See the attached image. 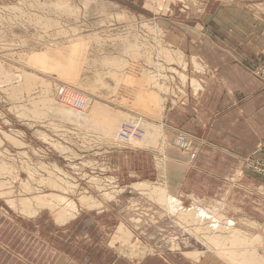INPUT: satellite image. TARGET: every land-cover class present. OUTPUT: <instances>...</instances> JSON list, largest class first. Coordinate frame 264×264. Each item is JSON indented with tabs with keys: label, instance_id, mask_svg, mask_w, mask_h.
I'll use <instances>...</instances> for the list:
<instances>
[{
	"label": "rangeland",
	"instance_id": "obj_1",
	"mask_svg": "<svg viewBox=\"0 0 264 264\" xmlns=\"http://www.w3.org/2000/svg\"><path fill=\"white\" fill-rule=\"evenodd\" d=\"M32 1L56 0H0V63L4 69L6 67L10 74L16 72L14 75L20 76L32 73L37 79L36 84L31 85L32 90H24L19 95H11L5 88L12 90L15 87H20L22 77L7 81L6 78L1 77L2 73L0 74V152L7 155V161L6 159L4 161L11 162L13 167L10 168L12 170L9 171L10 174L6 170L4 175L0 176L5 182L0 185V191L12 192L3 196L0 194V206L11 214L19 213L22 218H55L50 208H40L41 210L39 209L36 214L22 215L10 207L7 198L18 200L24 196L27 190L21 187L20 181L27 180L31 174L33 175L31 180L33 186L39 188L40 185L45 190L52 189L48 186V180L44 181L49 177V172L51 177L53 172L57 173L53 178L58 179L57 181L62 183H60L62 187L75 185L77 188V195L73 196L76 202L79 201L83 190L85 192L89 190L88 193L92 194L99 203L95 207H88V209L86 206L78 205L81 211H78V215L76 214L72 219L79 218L84 212L90 214L91 219L88 220V223L92 222L94 225L92 232L97 234L102 230L103 239L106 240L105 245L109 249H115L120 256L133 264L140 263L149 255L163 256L168 252H181L182 254H179L186 255V253L196 251L203 253L204 256L201 257V260L212 257L224 262L222 256L216 252L218 248L241 246L238 242L233 245L232 241L225 238L230 231L228 227L239 228L255 237L258 235L264 237L262 225L253 219L258 216L264 218V211L263 213L253 211L257 217L246 214L238 216L241 209L232 206L231 203L234 201L230 199L229 191L223 193L224 195L220 192L222 195L220 200L188 194L183 190L178 191V197L184 206L191 207L194 203H198L197 205L202 206L208 212L221 214L225 218H201L197 219L198 221H192L191 218H176L164 211L159 204L161 201L156 202L152 198L149 199L139 193L140 190L133 187L134 184L143 181L170 185L168 173L160 174L162 177L157 175L155 180L137 178L134 175L131 177L125 175L123 179L119 175L120 172L114 168V157L120 151L126 152L146 147L156 149L159 144L150 145L147 142V144L141 141L132 142L131 138L125 137L127 140L121 138L122 136L118 133L120 125L112 136L111 133L103 131L101 127L95 125L84 127L81 124L69 123L67 120L65 122L62 120L63 117L57 115L58 118H56V108H48V113L44 109L46 115L44 113L43 115L47 116L45 119H43V115L40 116L30 111L36 107L35 104L40 106L45 100L50 103L52 101L53 105L59 106V103L64 105L62 103L65 102L61 99V94L65 88H69L79 100H83L88 110L94 109L91 107H96L97 104L103 109H108L111 114L121 117L122 120L128 116L131 120L140 119L139 121L143 124L150 122L149 119L142 118L143 115L160 120L163 116L161 109L166 110L168 102L173 103L172 105L177 104L179 96L188 94V86L191 90L193 89L192 77L187 73V65L183 67L179 60L180 58L183 61L185 57L176 47L171 31L181 21L179 14L189 10L200 11L202 7L204 9V4L208 0H60L67 1L70 3L69 6L64 9L57 6L58 8L51 11L52 13L50 11L41 12L39 8L34 7L35 5H30ZM217 1L235 5L247 4L257 9L264 8V0ZM17 5L19 9L10 8ZM35 14L43 17L51 16L56 24H53L52 28L39 27L43 25L35 21ZM130 45L133 46L131 53H124V51H128ZM140 47H143L142 50ZM134 48L138 52L137 55H134ZM121 54L127 65L120 73L125 74L126 70L137 68L144 74L152 76L151 84L149 83L146 87L149 92H152L153 100L151 102L148 103V100L136 102L134 90L141 88L134 89L133 86H127L126 91L123 89V95L116 92L118 82L111 75L113 68H110L105 59H115ZM26 58H29L28 61ZM142 58L145 59V62ZM162 58L167 63L160 62L159 59ZM4 59L5 61H3ZM159 68L161 69L159 70ZM179 70H184L183 73L187 75V84L183 83ZM197 80L201 83V79L197 78ZM160 81L162 89L159 88ZM126 96L128 97L126 98ZM141 98L148 99L144 94L141 95ZM126 108H130L132 111L130 112ZM24 110L28 114L22 116L21 112ZM52 112L56 117H48L53 115ZM4 131L15 140L20 141L15 144L17 146L7 141L9 135H6ZM57 142L66 148L69 147V151H59L53 146ZM158 143L160 142L158 141ZM191 143L188 142L186 146H181V149L179 146L178 148L175 144H171L168 151L173 152L176 149V151L184 152ZM4 147L8 148V151H2ZM22 150H27L29 153L21 154ZM163 155L160 158L161 161ZM25 160L29 162L28 164H32L26 169L22 168ZM53 164H56L58 168H54ZM158 166L161 168L160 165ZM15 167L18 168L21 179L16 178L18 174L16 175ZM101 186L102 188H100ZM56 190L61 193L68 192L63 191L64 188ZM35 191L37 190L35 189ZM64 196H69V194H64ZM250 209L256 210L254 207L253 209L250 207ZM232 211H235L237 216H233ZM0 214L3 215L1 211ZM54 221L59 225L69 222ZM251 222H254V225H251ZM99 224L102 228L97 227ZM120 226H124L129 231V236L126 240H118L116 245H113L111 242L116 237ZM60 232L62 231L59 230ZM260 245L264 247V241L260 242ZM208 247L210 248L208 249ZM263 250L264 248L262 251L258 249L259 254Z\"/></svg>",
	"mask_w": 264,
	"mask_h": 264
},
{
	"label": "crops",
	"instance_id": "obj_2",
	"mask_svg": "<svg viewBox=\"0 0 264 264\" xmlns=\"http://www.w3.org/2000/svg\"><path fill=\"white\" fill-rule=\"evenodd\" d=\"M204 5L200 11L179 14L178 26L168 29L185 57L187 73L201 83L197 80V91L188 86V94L179 96L177 104H166L162 122L192 142L184 152H166L172 158L166 173L177 193L183 190L220 200V192L229 191L232 206L241 209L238 216L257 217L256 211H264V75L257 73L264 69V8L217 0ZM120 152L114 157V168L123 179L134 175L155 180L163 172L157 164V157L164 154L159 149ZM176 197L183 208L206 210L198 203L186 207ZM0 211V264H133L105 245L102 230L92 232L87 212L59 225L57 218H22L1 206ZM231 214L237 216L235 211ZM253 219L264 232V218ZM228 229L225 238L233 242L232 231L239 228ZM252 237L259 238V248H264L260 245L264 237ZM227 248L225 255L231 258L235 251L250 253L245 248ZM179 253L149 255L138 264H233L212 257L201 260L200 251Z\"/></svg>",
	"mask_w": 264,
	"mask_h": 264
},
{
	"label": "bare ground",
	"instance_id": "obj_3",
	"mask_svg": "<svg viewBox=\"0 0 264 264\" xmlns=\"http://www.w3.org/2000/svg\"><path fill=\"white\" fill-rule=\"evenodd\" d=\"M24 1V0H23ZM28 2V1H27ZM88 2V1H87ZM86 2V3H87ZM90 3V2H89ZM35 5L34 7H37L40 9L41 12L43 11H53V9H55L57 6H59V8H67L69 6L70 3H68L67 1H60V0H56V1H43V2H38V1H32V3H30V5ZM33 7V8H34ZM10 8H15V9H19V6H15V7H10ZM22 8V7H21ZM58 8V7H57ZM47 9V10H46ZM167 9V8H166ZM69 10V9H68ZM71 10V9H70ZM26 12V11H25ZM40 13V12H39ZM52 13V12H51ZM45 15V14H44ZM35 21L37 23H40L43 26H39L45 29L49 28L53 26V24H56L51 16H46L43 17L42 15L39 14H35ZM56 26V25H55ZM50 28V29H51ZM156 31H158L156 29ZM63 32V31H62ZM81 38V37H80ZM79 38V39H80ZM77 39V40H79ZM83 39V38H82ZM132 41V40H131ZM81 42V41H79ZM123 45V44H121ZM120 45V46H121ZM143 45V44H142ZM164 46V45H163ZM128 51H124V53H128L132 51L131 48H133V46H128ZM141 50L143 47H140ZM168 48V47H166ZM122 49V48H121ZM120 49V50H121ZM170 49V48H169ZM147 50V49H146ZM151 50V49H150ZM158 50V49H157ZM145 51V50H144ZM159 51V50H158ZM120 52V51H119ZM134 55H137L138 52L136 51V49L134 48ZM152 52V51H151ZM146 53V52H145ZM171 53V52H170ZM173 53V52H172ZM129 54V53H128ZM153 54V53H152ZM176 54V53H175ZM22 55V54H21ZM26 55V54H24ZM23 55V56H24ZM35 55V54H34ZM159 55V54H158ZM172 55V54H171ZM1 56V55H0ZM22 56V57H23ZM41 56V55H40ZM128 56V55H127ZM154 56V55H153ZM3 57V56H2ZM25 57V56H24ZM27 57V55H26ZM145 57V56H144ZM5 58V57H4ZM111 58V57H110ZM132 58V57H131ZM139 58V57H138ZM164 58V57H163ZM159 59L160 62L162 63H167L164 59ZM183 58V57H182ZM17 59V58H16ZM23 59V58H22ZM27 59V58H26ZM29 59V58H28ZM27 59V61H28ZM32 60V58H30ZM137 59V58H136ZM141 59V58H140ZM143 59V58H142ZM156 59V58H155ZM178 59V57H177ZM184 59V58H183ZM145 62V59H143ZM154 60V59H153ZM167 60V59H166ZM179 60H181L180 62L183 64V67H185L186 62L182 59L179 58ZM5 61V59L3 60ZM106 62H108L110 68L112 69V74L113 77H115L114 79L118 82L117 83V88H116V92L121 93V95H123V91H126V87L127 86H133L134 89H139L140 90H134L135 91V99L136 102H141L143 100L147 101L148 103L151 102L153 100V96H152V92H149L147 85H149V83L151 84V80H152V76L149 74H144V72L140 69L137 68H132V69H128V70H124L125 74L120 73V71L123 70V68L127 65V62L125 61V59H123V56L121 54V56L115 58V59H105ZM155 61V60H154ZM30 62V61H29ZM33 62V61H32ZM89 62V61H88ZM99 62V61H98ZM101 62V61H100ZM99 62V63H100ZM139 62V60H138ZM35 63V62H34ZM147 63V62H146ZM9 64V63H8ZM97 64V63H96ZM107 66V65H106ZM139 66V65H138ZM130 67V66H129ZM140 67V66H139ZM166 67V66H164ZM182 67V68H183ZM188 67V66H187ZM26 68V66H25ZM28 68V67H27ZM144 68V67H143ZM198 69H202L201 67H199L197 65ZM13 69V68H12ZM32 69V68H31ZM153 69V68H152ZM155 69V67H154ZM161 68H159L160 70ZM174 69L178 70L176 67H174ZM181 69V68H180ZM34 71V70H33ZM32 71V72H33ZM152 71V70H151ZM156 71V70H154ZM184 70H179L181 77H182V81L184 84H187V75L183 73ZM200 71V70H199ZM203 71V70H202ZM13 72V71H12ZM27 72V71H26ZM106 72V71H105ZM2 73L1 77H4L7 79V81L9 79L13 80L15 78L18 77H22V82H21V86L20 87H15L12 90L5 88L6 91H9V93L11 95H19L22 92H24V90L26 91H30L32 90L31 87L34 86L37 82L36 77L32 74V73H26L24 75H20V76H16L14 74H16V72L14 74H10V72L8 70H6V67L4 69V66L0 63V74ZM183 73V74H182ZM106 74V73H105ZM121 74V75H119ZM153 74V73H152ZM173 74V73H172ZM38 75V74H37ZM155 75V74H154ZM108 76V75H106ZM179 76V75H178ZM167 78V77H166ZM165 78V79H166ZM157 79V78H156ZM160 79V78H159ZM158 80V79H157ZM39 81V80H38ZM166 81V80H165ZM90 82V81H89ZM168 83V82H167ZM174 83V82H173ZM161 81L159 83V88H163L161 85ZM194 91H197V89L200 87V83L197 81V79L192 78V83ZM32 85V86H31ZM99 85V84H97ZM113 87V86H112ZM145 87V88H144ZM153 87V86H152ZM156 87V86H155ZM106 88V87H105ZM144 88V89H142ZM166 88V87H165ZM112 89V88H111ZM124 89V90H123ZM156 89V88H155ZM157 90V89H156ZM11 91V92H10ZM111 91V90H110ZM161 91V90H160ZM112 92V91H111ZM164 92V91H163ZM89 93V92H88ZM147 93V94H146ZM108 94V93H107ZM125 94V93H124ZM132 94V93H131ZM144 94L146 95V97H148V99H143L141 98V95ZM111 95V94H110ZM154 95V94H153ZM116 96V95H115ZM122 97V96H121ZM128 96H126L127 98ZM132 97V96H131ZM155 97V96H154ZM51 98V97H50ZM49 99V98H48ZM124 99V97H123ZM119 100V99H118ZM122 100V99H121ZM131 100V99H130ZM43 101V100H42ZM46 101V100H45ZM43 101L42 105L40 104H35L36 107L32 108L30 111L34 112L36 114H39L40 116L43 115V113L45 112L44 109L47 111L49 110L48 108H56V116H60L63 117L62 120H66L69 121V123H74V124H81L84 127H89V126H93L95 125L96 127H101V130L109 132L112 134V136L115 133V130L118 128V133H120V135L122 136L121 138H131L130 140L132 142L135 141H141V142H145V144H153V145H158V147H156V149H159L161 153H164V159L161 161L160 158H157V164L161 166V170H163V174L166 173L167 170V164H170L171 166V161L172 158L165 155V153L169 152V145L171 144H175V146H179L181 149V146H186L188 143V139L187 137H185L182 133H178V131L176 130H171V128H168L163 122H162V117L160 120H156L153 117L149 118L148 116H141L142 118L145 119H149L150 122L143 124L142 122H140V119H133L131 120L130 117H126L124 120L121 119V117L115 116L114 114H111L110 112H108V109H103L101 107H99L96 104V107H91L94 109L88 110L87 107H85V109H79L77 107H75L71 102H65L62 103L64 105H53L52 101L50 103V101L47 100V102ZM126 101V100H123ZM133 101V100H132ZM161 101L163 102V100L161 99ZM122 102V101H121ZM127 102V101H126ZM130 102V101H129ZM135 102V103H136ZM57 103V102H55ZM114 103V102H113ZM164 103V102H163ZM162 103V104H163ZM45 104V106H44ZM161 105V104H160ZM152 106V105H151ZM123 107V106H122ZM134 107V106H133ZM59 108V109H58ZM110 108V107H109ZM135 108V107H134ZM127 109V108H126ZM54 111V109H52ZM128 111H132L130 108L127 109ZM163 109H161V115H163ZM30 113V112H29ZM48 113V111H47ZM123 113V112H122ZM125 113V112H124ZM129 113V112H128ZM28 112L27 111H22L21 115H27ZM31 114V113H30ZM51 114V112H50ZM53 114V112H52ZM44 115H46V113H44ZM43 115V119H45L47 116ZM49 115V114H47ZM118 115V114H117ZM133 115V114H132ZM140 115V114H139ZM55 113L53 115H49L48 117H56ZM58 116L56 118H58ZM135 116V115H134ZM41 118V117H40ZM65 118V119H64ZM110 119H112L110 121ZM48 120V119H47ZM109 120V122H108ZM122 120V122H121ZM121 123V124H120ZM150 125H147L149 124ZM63 125V124H62ZM55 126V125H54ZM67 126V125H66ZM79 126V125H78ZM94 128V127H93ZM83 130V129H82ZM6 135H9L6 131H4ZM84 132V131H83ZM117 132V131H116ZM108 133V134H109ZM96 134V133H95ZM105 134V133H104ZM110 134V135H111ZM117 134V133H116ZM5 136V135H4ZM100 137V136H99ZM120 137V136H119ZM6 138V137H5ZM97 138V137H96ZM125 138V139H126ZM42 139V138H41ZM160 139V140H159ZM15 138H13L11 135H9V139H7V141H9L10 143H12L13 145H15L16 143L18 144L17 141H14ZM122 140V139H121ZM127 140V139H126ZM158 141L160 143H158ZM5 142V141H4ZM3 142V143H4ZM124 142V141H123ZM147 142V143H146ZM22 144V143H21ZM149 145V146H150ZM17 146V145H15ZM20 146V145H19ZM23 146V145H22ZM54 147L58 148L59 151L61 152H67L69 151V147L66 148L64 147V145H60L59 142H57V144L55 145V143L53 144ZM129 146V145H128ZM148 146V145H147ZM131 147V146H130ZM155 147V146H154ZM178 147V148H179ZM188 147V146H187ZM174 148V147H173ZM186 148V147H183ZM179 149V150H180ZM8 151V148L4 147L2 149V151ZM176 151V149H175ZM185 151V150H184ZM159 152V151H158ZM1 153V152H0ZM21 154H25L27 155L29 152H27V150H22V152H20ZM74 154V152H72ZM102 154V153H101ZM24 155V156H25ZM75 155V154H74ZM160 155V154H159ZM168 155V154H167ZM3 157V158H2ZM74 157V156H73ZM16 158V157H15ZM174 158V157H173ZM4 159H6L7 161V155L5 153H1L0 154V176L4 175V172H6V170L12 171L10 170V168L12 169V165L6 161H4ZM14 159V158H13ZM31 159V158H30ZM15 160V159H14ZM30 161V160H29ZM13 163V162H12ZM28 161H24V164L22 165V168L26 169L28 166H31L32 164H28ZM22 164V163H21ZM38 164V163H37ZM42 165V163H41ZM54 165V164H53ZM173 166V165H172ZM159 167V166H158ZM31 168V167H30ZM54 168H58V166L55 164ZM16 171V175L18 174V177H16L17 179H21L19 176V172H18V168L15 167ZM32 169V168H31ZM14 170V169H13ZM20 170V169H19ZM37 170V168H36ZM61 170V169H60ZM49 171V170H48ZM62 172H64L63 170H61ZM165 171V172H164ZM27 172V171H26ZM31 173H34L32 171H30ZM39 172V171H38ZM46 172V171H45ZM36 173V172H35ZM65 173V172H64ZM161 173V172H160ZM8 174V173H7ZM10 174V172H9ZM8 174V176H9ZM53 176H56L57 173H52ZM66 174V173H65ZM12 175V174H11ZM15 175V176H16ZM59 175V174H58ZM41 176V175H40ZM45 176V175H44ZM53 176L51 177V173L49 172V177L47 179H45L44 182H47L48 180V186L51 187L52 189H46L42 188L39 185V188L35 187V185L33 186L31 180L33 178V175H29V178L26 180H21V187H23L25 190H27L24 196L20 197L18 200L15 199H8V202L10 204V207H12L14 210L20 212L22 215H26V214H36V212L40 209V208H50L52 215H54L55 218L58 219L59 222H63L66 221L67 218H74L75 215L77 214V212L81 211L78 205L81 206H86L87 209L88 207L92 206H96L99 203H97V200L92 196V194L85 192L83 190V192L80 194L79 197V201L76 202V200L73 199V196L77 195L76 191L77 188H75V185L73 187H62V183L60 184L57 180L58 179H54ZM161 176V175H160ZM166 176V175H165ZM35 177V175H34ZM60 177V176H59ZM100 177V176H99ZM162 177V176H161ZM171 177V176H170ZM15 178V179H16ZM31 178V179H30ZM63 179V178H60ZM12 180V179H11ZM66 180V179H65ZM91 180V179H90ZM6 181V180H5ZM96 181V180H95ZM98 181V178H97ZM101 181V180H99ZM34 182V181H33ZM39 182V181H38ZM53 182H58V183H53ZM70 182V180H69ZM2 183H5L3 178L0 177V185H2ZM167 183V182H166ZM11 184V183H8ZM40 184V182H39ZM59 184V185H58ZM98 184V182H97ZM108 184V183H107ZM91 185V184H90ZM10 186V185H9ZM47 186V185H46ZM136 187V189H140L142 191L143 194H145L147 197L152 198L153 200H155L156 202H159V204L164 208V210L170 214V215H175L178 218H225L223 217V215L221 214H215L212 212H208L207 210H188L186 208L182 207V204L179 203L178 198L176 197L177 193V189L176 187H171L170 185L167 184H159V183H152L149 181H144L141 183H138L136 185H134ZM133 186V187H134ZM7 187V186H6ZM3 188V187H2ZM61 189L64 188L63 191H68L66 193H61L57 192L56 189ZM102 188V186L100 187ZM11 189V188H10ZM9 189V190H10ZM35 189L37 191H35ZM2 190V189H1ZM14 190V189H13ZM56 190V191H55ZM80 190V189H79ZM15 191V190H14ZM35 191V192H34ZM3 192V193H2ZM0 191V194L3 196L4 194H8L11 191L8 192H4V191ZM112 192V191H111ZM115 192V191H114ZM12 193V192H11ZM88 193V194H87ZM92 193V192H91ZM23 194V193H20ZM64 194H69V196H64ZM106 195L113 197L109 194L106 193ZM10 196V195H9ZM144 196V195H143ZM17 197V196H16ZM15 197V198H16ZM5 198V197H4ZM14 198V197H13ZM18 198V197H17ZM6 200V199H5ZM78 200V199H77ZM100 200V199H99ZM96 201V202H95ZM8 204V205H9ZM80 206V207H81ZM90 209V208H89ZM41 210V209H40ZM19 214V213H18ZM78 215V214H77ZM233 236L232 239H235V241H233V245L235 244V242H238L241 246L238 248H245L247 249L249 252L251 253H247V252H242L238 255V252H233V257L231 258V256H226L225 254H227V247L223 248V249H219L217 251H219L218 253L222 256V258L224 260H231L233 264H262L264 262V250L263 252H260L258 249L259 248V238H253L251 235H247L244 232H242V230L240 229H233ZM127 236H129V231L124 229V226H120L119 230L117 231L116 234V238L117 239H123L126 240ZM114 239V242L117 239ZM217 238V237H216ZM113 242V243H114ZM225 242V241H224ZM112 243V244H113ZM237 244V243H236ZM223 246V245H222ZM225 246V245H224ZM235 249V246L234 248ZM238 250V249H237ZM250 257V258H249ZM263 261V262H262ZM230 262V261H229Z\"/></svg>",
	"mask_w": 264,
	"mask_h": 264
},
{
	"label": "built area",
	"instance_id": "obj_4",
	"mask_svg": "<svg viewBox=\"0 0 264 264\" xmlns=\"http://www.w3.org/2000/svg\"><path fill=\"white\" fill-rule=\"evenodd\" d=\"M259 75H264V69H259L257 72ZM62 97L61 99L64 100L65 102H71L73 101V104L80 107L81 109H83L86 104L83 102V100H79L77 96H75L72 92V90H70L69 88H65L62 91Z\"/></svg>",
	"mask_w": 264,
	"mask_h": 264
}]
</instances>
